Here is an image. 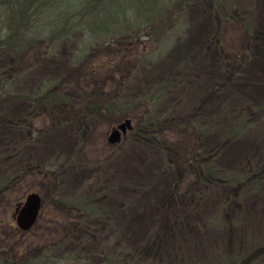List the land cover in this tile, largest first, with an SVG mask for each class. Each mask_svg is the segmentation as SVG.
I'll return each instance as SVG.
<instances>
[{"label":"rangeland","instance_id":"374dc122","mask_svg":"<svg viewBox=\"0 0 264 264\" xmlns=\"http://www.w3.org/2000/svg\"><path fill=\"white\" fill-rule=\"evenodd\" d=\"M189 1L180 25H135L136 41L127 32L109 40L111 46L93 43L86 54L92 53L91 58L77 54L81 32L72 39L58 38L46 50L44 38L52 33L43 22L48 11L35 25L39 40L6 79L14 82L13 92L28 97L48 81H65L75 98L78 90H100L102 82L107 91L115 90L127 114L135 116L146 108L135 105L141 95L178 78L180 85L158 104L156 114L195 118L207 125L264 106V0L229 4L232 16L251 17L249 35L239 22L224 24L230 26L223 31L222 6L216 4L220 0ZM156 2L108 0L89 26L121 32L136 13H159L161 2ZM11 58L0 55L1 72L11 68ZM116 58L120 61L115 68ZM92 68L99 73L87 71ZM26 98L9 103L0 113V178L22 177L0 194V254L18 251L35 259L45 246L55 257L95 251L122 255L132 264H222L224 257L248 248L252 251L245 264H264V187L230 201L231 190L204 180L195 186L190 169L177 165L154 144L133 138L110 144V132L129 117L126 113L114 116L111 124L103 117L84 122L79 110L69 107L55 119ZM231 123L222 119L197 147L213 152L221 171L245 172L262 164L264 118L227 139ZM165 136L166 145L175 144L173 131L166 130ZM34 192L45 203L36 224L23 231L14 219L16 205ZM90 194L99 212L90 220H81L58 200L80 201Z\"/></svg>","mask_w":264,"mask_h":264},{"label":"trees","instance_id":"16d2710c","mask_svg":"<svg viewBox=\"0 0 264 264\" xmlns=\"http://www.w3.org/2000/svg\"><path fill=\"white\" fill-rule=\"evenodd\" d=\"M108 0H0V55H11L13 64L7 71H0V113L4 111L7 105L13 101L26 99L41 111L45 112L49 117L59 118L60 115L66 112L67 109L74 108L79 110V114L83 115L84 122L88 118L103 117L110 124L113 117L124 113H128V108L117 102V95L114 89L109 91L103 87L100 90H91L83 93L81 90L76 91L77 97L72 95L68 89V84L64 81L52 83L44 82L34 95L27 96L22 93L12 91L14 82L7 81V75L14 70V64L24 55L31 52L36 42L39 40L37 28L40 18L47 16V21H43L44 25H48L51 30V36L44 39L48 41V46L52 47L58 38L67 37L74 38L75 33H82L80 43L77 47V54L83 57H92V53H88V49L93 43L103 42L104 45H109L107 42L114 39L119 34L130 33L128 37L137 40L136 33L132 32L135 25H150L160 26L169 25L171 27L181 24L187 9L190 6L189 0H157L161 5L157 10L159 13L153 16H143L142 13H136L132 17V22H129L127 27L118 33L110 31L102 32L96 26H89L92 21V16L103 9ZM68 2V3H67ZM231 0H220L222 11L219 12L220 27L224 28V32L230 25H224L228 22H239L240 29L245 34H251L253 30V22L250 16L234 17L230 14ZM67 3V5H66ZM155 3V4H156ZM54 8L53 11L51 9ZM149 11H154V7H149ZM49 11V12H48ZM147 11V9H146ZM56 12V13H53ZM180 17H182L180 19ZM61 25V26H60ZM131 31V32H130ZM30 32H33L30 34ZM44 32V31H42ZM100 34V35H99ZM42 38L43 34H39ZM30 37V38H29ZM116 42V41H115ZM115 44V43H114ZM111 46V45H109ZM50 49V48H49ZM235 60H238L236 55H232ZM246 58V55L244 56ZM120 58L113 60L112 67ZM110 66V69H112ZM88 72L98 74L96 69H87ZM100 75H97L99 77ZM96 77V78H97ZM122 81V80H121ZM121 83V82H120ZM180 85V80L174 78L167 81L163 86L141 95L135 102V105H145L143 113L140 115L127 114L133 122V128L128 131L123 138H133L143 143L154 144L163 149L177 165H184L190 169V172L196 177L195 186L199 185V181L204 180L207 184L217 187H227L231 190L229 200H239L240 197H246L253 192H260L264 187V161L258 166H253L248 171H221L213 162V152H205L199 149L197 145L201 142V138L207 132L212 131L213 126H217L223 119L232 121L228 130V138L240 136L250 128L254 127L258 121L264 118V106H256L251 113L246 111H236L221 120H216L212 125H207L195 118H174L171 116L156 114L158 104L172 91L176 90ZM82 93V97H78ZM127 111V112H125ZM125 118V119H126ZM213 127V128H212ZM168 128V129H167ZM166 130L173 131V138H177L174 145H166L164 143ZM122 140V141H123ZM21 175L18 177L7 176L0 178V194L5 193L7 189L21 180ZM182 182V179L179 183ZM57 197V196H56ZM59 202L65 207L77 212L81 220H90L97 215V204L93 202L94 197L86 195L80 201L65 202L62 198H58ZM45 199H42V207ZM41 207V211H42ZM40 211V215H41ZM39 215V217H40ZM39 219V218H38ZM89 230V227H87ZM81 240H84L83 237ZM87 241V240H85ZM84 242V241H83ZM42 251L38 258H30L23 253L14 251L13 253L6 250L5 255L0 254V264H91L95 259L96 264H132L127 262L122 255L99 254L97 252H89L84 256H73L65 254L60 257H55L50 247L42 246ZM252 249H246L245 252L231 253L228 258L224 257L219 261L222 264H245L248 257L251 255ZM237 260V261H235ZM237 262V263H236ZM209 264H215L209 262Z\"/></svg>","mask_w":264,"mask_h":264},{"label":"water","instance_id":"95a60500","mask_svg":"<svg viewBox=\"0 0 264 264\" xmlns=\"http://www.w3.org/2000/svg\"><path fill=\"white\" fill-rule=\"evenodd\" d=\"M133 128L131 118H126L112 129L108 141L112 145L119 144ZM42 207V197L39 193H31L24 202L16 205L14 219L18 227L23 231L30 230L36 223Z\"/></svg>","mask_w":264,"mask_h":264},{"label":"flooded vegetation","instance_id":"af4514ba","mask_svg":"<svg viewBox=\"0 0 264 264\" xmlns=\"http://www.w3.org/2000/svg\"><path fill=\"white\" fill-rule=\"evenodd\" d=\"M40 215V214H39Z\"/></svg>","mask_w":264,"mask_h":264}]
</instances>
